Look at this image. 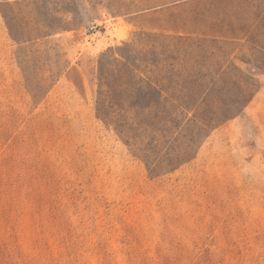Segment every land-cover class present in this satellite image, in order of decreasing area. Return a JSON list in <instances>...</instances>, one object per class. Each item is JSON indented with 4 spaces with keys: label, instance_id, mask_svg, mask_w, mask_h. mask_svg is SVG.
I'll return each instance as SVG.
<instances>
[{
    "label": "rangeland",
    "instance_id": "374dc122",
    "mask_svg": "<svg viewBox=\"0 0 264 264\" xmlns=\"http://www.w3.org/2000/svg\"><path fill=\"white\" fill-rule=\"evenodd\" d=\"M0 264H264V0H0Z\"/></svg>",
    "mask_w": 264,
    "mask_h": 264
},
{
    "label": "trees",
    "instance_id": "16d2710c",
    "mask_svg": "<svg viewBox=\"0 0 264 264\" xmlns=\"http://www.w3.org/2000/svg\"><path fill=\"white\" fill-rule=\"evenodd\" d=\"M120 56L126 60V63H123V66H128V64H129V65H132L135 69L139 70V68L136 67V65L128 62V57L126 56V54L120 53ZM100 81H101V83H100L101 87L106 86V87H109V89H110V86L107 82H102V77L100 78ZM150 88H152L153 90H155L156 92L159 93L158 87L156 85H154L152 82H150Z\"/></svg>",
    "mask_w": 264,
    "mask_h": 264
}]
</instances>
